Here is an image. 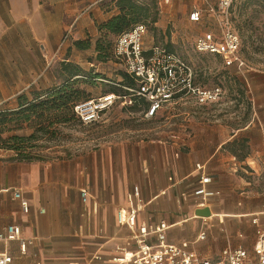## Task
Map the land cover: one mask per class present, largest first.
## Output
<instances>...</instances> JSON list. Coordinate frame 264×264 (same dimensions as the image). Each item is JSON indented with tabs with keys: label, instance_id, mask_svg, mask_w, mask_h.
Masks as SVG:
<instances>
[{
	"label": "crops",
	"instance_id": "crops-1",
	"mask_svg": "<svg viewBox=\"0 0 264 264\" xmlns=\"http://www.w3.org/2000/svg\"><path fill=\"white\" fill-rule=\"evenodd\" d=\"M114 1L0 0V111L21 93L57 86L43 84L42 56L54 52L70 28L74 41L96 33V25L117 13ZM196 108L201 115L186 119L191 130L177 143L118 148L117 163L107 152L23 162L0 150V232L17 224L32 240L25 255L15 241L0 242V253L12 256L10 264H112L134 249L130 230L116 219L118 209L135 204L134 188L141 198L138 223L171 225L168 243L211 260L224 248L242 245L249 252L251 220L264 223V103H248L252 116L246 120L245 113L231 115L241 124L204 117L208 107ZM201 177L209 181L201 185ZM200 188L206 194L197 193ZM15 190L27 199L28 213ZM204 226L221 231L206 241L193 239Z\"/></svg>",
	"mask_w": 264,
	"mask_h": 264
},
{
	"label": "rangeland",
	"instance_id": "rangeland-1",
	"mask_svg": "<svg viewBox=\"0 0 264 264\" xmlns=\"http://www.w3.org/2000/svg\"><path fill=\"white\" fill-rule=\"evenodd\" d=\"M136 1L149 4L153 2L157 11L155 23L144 22L147 26L143 41L145 49L153 45L167 50L169 48L192 65L196 83L208 87L219 84L222 87L223 97L219 103L224 104L215 108L208 107L202 116L210 119L212 116L231 117L232 119H228V122L241 124L235 116L241 118L245 113V120L248 116L251 117L252 112L246 109L248 103H264V8L255 5L254 0H238L229 11L231 27L241 41L240 55L246 63V68L242 70L227 69L223 67L217 56L198 53L194 50L195 36L214 25V18L205 11L200 23H191L188 20V13L192 8L206 9L203 0ZM216 1L208 0L213 7ZM95 27L96 33L88 34V40L86 38L83 40L90 43L89 48L78 50L73 46V29H71L68 41L57 50L58 46L56 53L54 51L45 57L42 56V65L47 73L46 80L43 82L45 86L59 84L64 80L66 75L60 71V65L64 61L84 71L83 75L78 76L75 86L82 89L88 98H95L109 91L114 87L112 82L121 79L122 65L112 57L115 35L100 34L98 25ZM96 43H100L103 47L104 61L98 58L100 54L96 52ZM47 61L49 64L46 66ZM171 103L177 104L167 105L152 119L144 118L141 108L139 110L124 108L116 103L104 110L96 123L82 125L75 120H70L63 124H54L48 129L47 134H37L38 139L25 141L22 148L32 155L41 156L42 160H81L91 153L104 157L107 152L109 157L117 163L118 148L129 149L151 142L173 144L182 137L180 134L191 130L188 126L190 122L186 119H196L201 115L196 110L194 101L188 99ZM178 103L190 104L185 106ZM16 108V103L12 104L9 107V113H13ZM6 118L11 120L6 122L4 131L0 134L2 139L26 137L33 132L26 123L17 121V116L12 115ZM2 144L0 142V150L15 156L13 150L2 147ZM205 227L203 228L205 236L198 241H206L210 236L214 238L215 232L221 231L219 229L213 231L214 228L209 231ZM200 228L199 223L198 229ZM248 250L251 252V247Z\"/></svg>",
	"mask_w": 264,
	"mask_h": 264
},
{
	"label": "built area",
	"instance_id": "built-area-1",
	"mask_svg": "<svg viewBox=\"0 0 264 264\" xmlns=\"http://www.w3.org/2000/svg\"><path fill=\"white\" fill-rule=\"evenodd\" d=\"M167 2L168 0H164ZM238 0H217L211 6L208 0H203L206 9L194 7L188 13L191 23H200L205 11L213 17L212 27L198 33L193 40V48L198 53L216 55L223 67L235 66L236 70L246 68V63L240 56L241 41L238 34L232 29L229 17L231 7ZM68 29L58 49L68 39ZM147 26L144 23L134 25L130 30L117 35L113 41V55L117 63L134 80L132 87L122 86L127 95L118 93H103L76 103L73 106L75 117L82 125H90L100 120L104 110L113 104L131 105L132 97H139L145 102L143 117L151 119L169 104H177L182 100L191 99L196 107H209L218 104L223 97L222 87L214 84L210 87L196 83L192 65L175 52L164 47L153 45L149 49L143 46ZM190 104V103H178ZM200 168V167H199ZM208 177H201L200 183L205 184ZM197 193L206 194L200 188ZM14 199L18 200L21 211L28 213L29 203L22 197L20 191L13 192ZM135 204L127 209H118L116 219L124 224L131 232L134 249L123 250L112 259V264H264V223L253 218L254 241L251 252L242 245L235 248H224L216 260L200 257L192 251H186L180 246L167 242V230L171 225L164 221L157 223L137 221V213L141 198L137 188L133 189ZM80 198L87 201V192L82 190ZM205 232L201 231L196 239H203ZM17 242L19 255H25L26 249L32 243L31 239L22 236L21 227L9 224L0 232V242ZM12 256L0 253V264H10Z\"/></svg>",
	"mask_w": 264,
	"mask_h": 264
},
{
	"label": "trees",
	"instance_id": "trees-1",
	"mask_svg": "<svg viewBox=\"0 0 264 264\" xmlns=\"http://www.w3.org/2000/svg\"><path fill=\"white\" fill-rule=\"evenodd\" d=\"M254 2L255 5L264 8V0H254ZM114 6L117 13L107 21L98 24V32L100 34L110 33L116 37L117 35L130 30L138 23L149 22L153 24L157 20V11L155 10L153 2L149 4L147 2L139 3L136 0H115ZM73 46L78 50H84L89 48L90 43L88 41L76 40L73 42ZM96 46V52L100 54L98 55V58H101V60L104 61L105 58L102 57L103 47L100 43H96ZM168 50L171 51L169 48ZM112 57L115 60L113 55V44ZM229 68L236 70L235 66L228 67L227 69ZM60 71L66 76L57 86L50 87L42 93L36 91L21 93L16 97L17 108L13 113H9V109L0 111V134L4 131V126L7 124L6 122L11 120L6 117H11L12 115L17 116V121L24 122L28 127L33 129V132L26 137L16 136L10 137L9 139H2L0 135V142L3 143L2 147L13 150L15 152L14 158L18 161L31 162L43 159L41 156L32 155L31 153L26 152L22 148L25 141H34L38 139L37 134H47L49 132L48 129L54 124H63L70 120H75L80 123L74 115L73 106L76 103L89 99L82 89L75 86L78 78L76 76L83 75L82 73L84 71L80 67L72 65L69 62L61 63ZM120 74L121 79H116L112 82L114 87L107 92L118 93L119 95L128 94L122 86L132 87L134 85V80L131 76L125 73L124 70ZM124 108L136 110L141 108L143 114L145 102L139 97H132L131 105H124Z\"/></svg>",
	"mask_w": 264,
	"mask_h": 264
}]
</instances>
